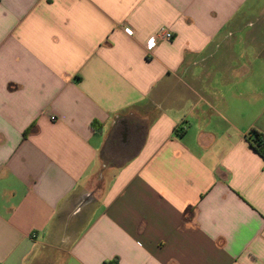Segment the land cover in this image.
<instances>
[{
  "label": "crops",
  "instance_id": "crops-1",
  "mask_svg": "<svg viewBox=\"0 0 264 264\" xmlns=\"http://www.w3.org/2000/svg\"><path fill=\"white\" fill-rule=\"evenodd\" d=\"M251 131L264 0H0V264H264Z\"/></svg>",
  "mask_w": 264,
  "mask_h": 264
},
{
  "label": "built area",
  "instance_id": "built-area-1",
  "mask_svg": "<svg viewBox=\"0 0 264 264\" xmlns=\"http://www.w3.org/2000/svg\"><path fill=\"white\" fill-rule=\"evenodd\" d=\"M126 32L130 35L132 34V31H130V30H127ZM159 39L172 40L173 34L171 33V31L162 30L158 35H154V36L150 37L148 39L147 45H146L148 51H152L156 47ZM108 264H111V263H108Z\"/></svg>",
  "mask_w": 264,
  "mask_h": 264
},
{
  "label": "trees",
  "instance_id": "trees-1",
  "mask_svg": "<svg viewBox=\"0 0 264 264\" xmlns=\"http://www.w3.org/2000/svg\"><path fill=\"white\" fill-rule=\"evenodd\" d=\"M251 144L254 149L264 158V135L251 131Z\"/></svg>",
  "mask_w": 264,
  "mask_h": 264
},
{
  "label": "rangeland",
  "instance_id": "rangeland-1",
  "mask_svg": "<svg viewBox=\"0 0 264 264\" xmlns=\"http://www.w3.org/2000/svg\"><path fill=\"white\" fill-rule=\"evenodd\" d=\"M256 69H257V64H256ZM253 80H255V78H253V77L248 78V81H253Z\"/></svg>",
  "mask_w": 264,
  "mask_h": 264
}]
</instances>
